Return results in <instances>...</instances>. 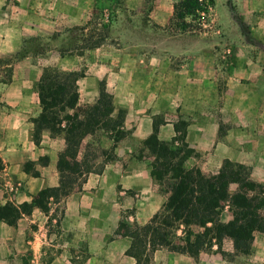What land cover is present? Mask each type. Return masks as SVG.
Masks as SVG:
<instances>
[{"label": "crops", "instance_id": "1", "mask_svg": "<svg viewBox=\"0 0 264 264\" xmlns=\"http://www.w3.org/2000/svg\"><path fill=\"white\" fill-rule=\"evenodd\" d=\"M135 1L128 0V3L136 7ZM176 1L178 0L169 3L167 0H154L150 13L152 20L159 24L169 20L172 22ZM57 2L45 0L42 9H25L19 24H16L15 18L11 20L13 30L6 36L10 38L11 47L26 33L51 36L60 30L63 23L81 21L80 15L70 12L56 13ZM138 2L140 4L141 0ZM217 2L218 0H215L214 5ZM238 2H243L249 7V23L256 27V36L264 41V0ZM141 6L144 5L139 7ZM88 22L89 20L86 23ZM178 31L183 32L180 29ZM87 32L84 31L82 35H87ZM107 34L94 36L92 41L96 43L93 42V45L86 39L81 52L83 61L77 66L66 69L58 67L57 64H46L30 58L14 65L16 76L3 83L4 92L0 94V203L31 202L40 190L60 185L58 161L66 148L64 136L53 135L45 129L39 141L33 137V118L42 110L36 83L46 67L83 70L77 83L78 104L84 106L97 101L101 81H118L120 84L123 81H134L132 69L141 65L149 68L148 62H154L140 58V50L134 47L126 52H123V48L114 47L113 57L105 56L104 43ZM101 36H104L102 40ZM6 37L0 51L11 52L15 47L6 49ZM263 49L264 45L259 51L262 57ZM238 50L234 48L235 56L229 68L231 78L226 81L223 95H220L218 82L213 78L215 56L210 55L211 70L210 74L206 75V83L210 88L204 90L202 98H195L193 108L185 112L190 117L176 110L173 116L167 113L164 121L157 124L158 132L162 139L170 140L178 133L177 123L183 122L176 118H190L184 132L185 140L192 149L208 155L210 163L217 167H220L226 158L244 163L250 168V177L264 185V142L258 144L257 150L252 149L249 142L243 138L240 141L234 136L232 125L233 118L264 120L263 73L260 71V63L250 59L240 61ZM74 55L67 54L66 59L74 60ZM61 58L64 59V56ZM260 59L258 57V62ZM21 69L33 70L37 74L36 81H18L17 71ZM118 83H115L116 95L113 98L114 113L123 108L117 103V98H120V102L128 109L123 129L128 132L129 143L125 142L124 137L115 141L113 147L116 156L104 161L102 168L98 170L95 169L97 163L92 161L94 168L78 175L68 193L57 199L48 198L46 210L35 205L31 213L21 216L15 224L0 220V264H136V258L127 252L131 237L118 231L120 223L124 221L130 226L147 223L167 202L170 193L151 174L152 157L148 161V158L139 153L135 154V151H148L144 139L154 130V119L165 113L166 109H169L168 106L173 104L169 100L160 110L155 107H159V103L154 100L152 94H147L148 98H153L150 101L141 103L132 99L128 104L117 91ZM178 101L181 105L187 102L182 96ZM163 103L162 100V105ZM222 122H231L225 132L221 131ZM250 130L252 129L246 128V131ZM253 130L264 134V123ZM87 136L90 138L92 135ZM91 141L88 139L83 149L80 146V158ZM236 142L238 146H235ZM204 164L201 162L192 166L200 167L207 173ZM223 215L222 210L223 221L232 218V213L228 218ZM213 246L209 250L201 251L198 256L160 247L154 250L150 257L154 259L152 264H232ZM263 262L264 252L260 264Z\"/></svg>", "mask_w": 264, "mask_h": 264}, {"label": "rangeland", "instance_id": "2", "mask_svg": "<svg viewBox=\"0 0 264 264\" xmlns=\"http://www.w3.org/2000/svg\"><path fill=\"white\" fill-rule=\"evenodd\" d=\"M43 1L45 0H0V49L3 47L5 37L12 33L14 25L11 20L15 18L14 21L19 24L25 9L30 11H35L36 7L42 9ZM56 1H58L56 13L70 12L80 15L81 21L65 22L61 25L60 30L51 36H36L26 33L19 42L17 40L14 50L11 52L0 51V94L4 92L3 83L12 76L13 78L16 76L14 69L16 63L30 58L46 64H57L58 67L66 69L77 66L83 61L81 52L82 47L86 44V39L90 43L94 36L98 37L103 33H108L104 43L105 56L113 57L114 47L123 48V52L130 51L131 47H134L140 50V58L154 61L148 62L149 68L141 65L132 69L134 81H123L122 84L118 81H101L100 87L103 83L106 90L115 98V83H118L117 91L122 95V100L128 101V104L132 99L141 103L146 100L150 101L153 98H148L147 94H152L154 100L159 103V107H155L160 110L163 109L167 101L171 100L173 105L168 106L169 109H166L165 113L154 119L156 125L164 121L167 113L173 116L175 110L187 114L185 112L193 108L195 98H202L204 90L210 88L206 83V75H209L211 70L210 55L215 56L213 78L218 82L220 95H223L226 90V81L231 78L229 68L234 60V48L239 49L237 53L240 61L250 59L255 63H260L264 81V57L259 53L263 48L264 41L256 36L254 31L256 27L249 23L247 16L249 7L243 2L239 3L238 0H218L217 4L213 5L209 11L203 12L200 18L193 20V30L190 32L178 31L179 29L172 24L171 20L164 24L154 22L150 15L154 0H141L140 4L136 0L134 2L136 7H132L128 0ZM172 1L167 0L169 3ZM142 4L144 6L139 7ZM88 20L89 22L86 23ZM104 23H107V26ZM82 31H88V34L84 36ZM14 47L10 45V38L6 37V49ZM162 48L164 50H161ZM67 54H75L79 57L74 55V60L68 61ZM61 56H64V59ZM258 57L261 58L259 62ZM204 58L206 60H203ZM82 71L81 68H78V72ZM17 76L18 81H36L37 74L33 70L21 69L17 71ZM180 96L184 101H187L186 104H179ZM162 100L164 101L163 105ZM184 101L183 103H185ZM117 103L122 105L127 114L128 109L124 103L120 102V98H117ZM187 115L190 117L189 114ZM176 120L183 121L177 123L179 133L185 131L190 118L186 120V118L178 117ZM232 122L235 130L234 136L240 141L243 138L249 142L252 149L257 150L258 144L264 142V134L256 133L253 130L254 127H259L262 122L264 123L263 119L243 118L238 120L233 118ZM229 125L231 122H222L221 131L225 132ZM246 128L252 130L246 131ZM123 137L125 142L129 143L130 138L127 131ZM88 139L92 141L87 159L97 163L95 169L102 168L104 161L116 156L113 147L116 142L111 132L104 129L96 130V133L90 138L88 136L85 138L81 149ZM235 146H238L237 142ZM136 153L145 156L148 161L152 157L147 150L146 152L138 150L135 151ZM201 162L205 163L203 166L207 174L215 173L219 168L210 163L208 155L205 156L193 149L189 160L186 161L187 166L198 165ZM236 187L237 184L232 183L231 191H234ZM223 213L224 218L231 215L228 201L224 202ZM178 233H181V230ZM213 247L232 264H260L264 252V232L257 231L255 233L253 247L248 254L236 253L233 249V241L229 237L223 238ZM152 261L154 259H151L150 264ZM153 263L155 264V262ZM28 264H36V262Z\"/></svg>", "mask_w": 264, "mask_h": 264}, {"label": "trees", "instance_id": "3", "mask_svg": "<svg viewBox=\"0 0 264 264\" xmlns=\"http://www.w3.org/2000/svg\"><path fill=\"white\" fill-rule=\"evenodd\" d=\"M214 3L215 0H178L174 4L172 23L182 31L193 30V20L209 11ZM93 42L91 39L90 44ZM81 75L78 71L54 66L43 70L36 83L42 110L33 118V137L39 141L45 129L53 135L64 136L66 148L58 161L61 182L58 187L40 190L31 202L0 203V220L15 224L21 216L31 213L35 205L46 210L48 198L57 199L68 193L78 175L91 171L94 165L87 159L91 142L79 157L82 140L87 135L104 129L113 134L114 141L124 136L126 111L119 108L114 113L113 96L103 83L94 104H78L77 81ZM185 136L178 129L170 140L162 139L154 124L153 132L144 139L153 157L151 174L170 194L147 223L134 226L120 223L118 231L131 237L127 252L136 258V264H150V253L160 247L198 256L225 237L232 239L236 253L248 254L255 232H264V185L250 177L246 164L228 158L212 174L197 166H187L193 149ZM232 183L238 184L235 191L230 189ZM226 201L232 218L223 221L221 213Z\"/></svg>", "mask_w": 264, "mask_h": 264}]
</instances>
